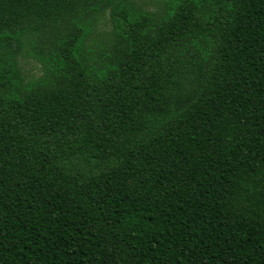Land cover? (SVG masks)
Here are the masks:
<instances>
[{
    "label": "trees",
    "instance_id": "1",
    "mask_svg": "<svg viewBox=\"0 0 264 264\" xmlns=\"http://www.w3.org/2000/svg\"><path fill=\"white\" fill-rule=\"evenodd\" d=\"M0 264H264V0H0Z\"/></svg>",
    "mask_w": 264,
    "mask_h": 264
},
{
    "label": "rangeland",
    "instance_id": "2",
    "mask_svg": "<svg viewBox=\"0 0 264 264\" xmlns=\"http://www.w3.org/2000/svg\"><path fill=\"white\" fill-rule=\"evenodd\" d=\"M137 1L142 2L145 9H152L154 3L159 0H137ZM27 61L28 62L21 63V67L24 76L26 78H30L32 77V75H35L37 73V65L31 60H27Z\"/></svg>",
    "mask_w": 264,
    "mask_h": 264
}]
</instances>
